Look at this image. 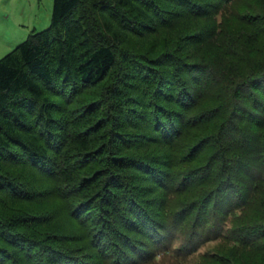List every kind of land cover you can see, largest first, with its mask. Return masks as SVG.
I'll list each match as a JSON object with an SVG mask.
<instances>
[{
  "label": "trees",
  "instance_id": "16d2710c",
  "mask_svg": "<svg viewBox=\"0 0 264 264\" xmlns=\"http://www.w3.org/2000/svg\"><path fill=\"white\" fill-rule=\"evenodd\" d=\"M233 4L51 0L0 56V264H139L264 188V0Z\"/></svg>",
  "mask_w": 264,
  "mask_h": 264
},
{
  "label": "rangeland",
  "instance_id": "374dc122",
  "mask_svg": "<svg viewBox=\"0 0 264 264\" xmlns=\"http://www.w3.org/2000/svg\"><path fill=\"white\" fill-rule=\"evenodd\" d=\"M253 2L254 0H238V4ZM238 4L229 5L233 15H239L243 12L244 7L237 8ZM50 10L51 0H0V56L25 38L28 32L45 27L49 22ZM260 11H264V9L260 8ZM232 22L234 20H230L228 24L231 29L237 26V23H240V21L235 22V25L232 26ZM251 26L247 25L246 30L253 31L254 29ZM261 35L264 36V32L258 34L256 31L253 40H251L252 36L250 34L243 36V38L250 39L248 44L250 49L246 54L250 61L255 62L261 59L258 57L260 52L255 46L257 42L260 43L264 40ZM241 38H234V42H238L241 51L245 52L241 46ZM253 48L256 50H253ZM261 51L264 52L263 49ZM245 59L248 64V59L246 57ZM238 61L240 62L241 58ZM244 61L242 60L240 64H243ZM237 94L236 97H239L242 90L239 89ZM258 106L259 103L256 102L253 106L250 103L249 106L239 109L237 112L241 116L239 120L252 122L255 117L254 113L257 115L260 111ZM259 116L261 115H257V117ZM213 120L216 121L214 118ZM207 124H209V121ZM245 125L249 127L248 129L245 128L247 131H252L250 125ZM227 131V133L232 132L234 135L240 134L239 129L231 131L228 127ZM231 139L235 140L233 137ZM235 141L239 142V145H243L242 139L241 141ZM207 146L211 149L215 148V145L210 146L207 144ZM216 166L217 164L211 168V171ZM245 176H248V174L244 173L243 178ZM251 178L254 180V177ZM216 180H212L211 183H216ZM244 180H242V185L240 184V192L235 194L234 200L228 202L229 206L233 205L232 208L220 212L221 215L216 212L214 216L210 211L205 210L206 221H204V224H197L194 227V231L213 228L212 234L207 233L205 238L196 241L199 238L194 239L195 232H193L185 240L187 229L181 228L177 223L175 230L171 233L172 237L167 248L160 250L139 264H264V188L257 191L251 188L247 192L243 183L252 184V182L249 178ZM241 192L242 194L239 195Z\"/></svg>",
  "mask_w": 264,
  "mask_h": 264
}]
</instances>
